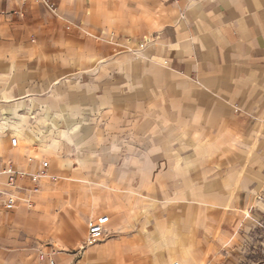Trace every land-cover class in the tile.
I'll list each match as a JSON object with an SVG mask.
<instances>
[{
    "label": "crops",
    "instance_id": "crops-1",
    "mask_svg": "<svg viewBox=\"0 0 264 264\" xmlns=\"http://www.w3.org/2000/svg\"><path fill=\"white\" fill-rule=\"evenodd\" d=\"M0 133V167L49 157L109 216L83 264H264V0H0ZM57 184L0 195V264H82L36 239Z\"/></svg>",
    "mask_w": 264,
    "mask_h": 264
},
{
    "label": "rangeland",
    "instance_id": "rangeland-1",
    "mask_svg": "<svg viewBox=\"0 0 264 264\" xmlns=\"http://www.w3.org/2000/svg\"><path fill=\"white\" fill-rule=\"evenodd\" d=\"M7 121L10 124H19V122L21 123L19 115L15 118L9 117V119H7ZM3 125L6 126V124H3ZM8 126H10V125H8ZM11 129H13V128H11ZM18 134H19V132H18ZM0 135H2V133H0ZM22 144H23V142L21 141V145ZM43 146L45 149L48 148V145H47V147H46V145H43ZM40 159L41 160L42 159L50 160L49 157H46V158L40 157ZM65 179L69 180L66 177H57L56 178V180L58 181V184L56 186H53L50 188V190H49L50 196H52L54 200H59L63 197H70V196H76L77 198L75 200H72V199L71 200H65L66 203H63V204H61V203L57 204L54 208V211L57 213V219H56L57 221H55L54 223L49 225L52 229L47 230V231H49L48 234L38 235V236H36V239L40 241L41 245L44 247L45 250H48L49 249L48 247H53L54 249H64L65 248L68 251L80 252L79 256L82 259V264H83L84 248H80V246L82 245V241L86 237L87 219L91 215L96 216V215H99L101 213H104V211L103 212L102 211L92 212L91 204L87 205L84 202L85 201V199H83L85 196L84 189L83 188L78 189V188L63 186L61 184V181L65 180ZM56 180H53V181H56ZM90 188L88 189V194L90 196V199L95 198V196H98V194L100 192V187L92 185V187L90 186ZM92 195L94 197H92ZM150 200H151L150 198L144 197V202H142V205H141V212L142 213L149 212L152 208H154L156 206L154 203H150ZM87 208H88V210L86 211ZM83 213L86 214V215H82L84 217V219L78 218L80 223L84 225V227L82 229H79L78 231H74L73 233L68 234V235L60 236V235L54 234L56 232L55 228L62 225L63 215H65L66 218L70 219V217L72 215H74V216L76 214L81 215ZM142 222H143V220H142ZM146 222L149 223V220H146ZM85 247L87 248L88 246L85 245ZM173 260H176V258Z\"/></svg>",
    "mask_w": 264,
    "mask_h": 264
},
{
    "label": "built area",
    "instance_id": "built-area-1",
    "mask_svg": "<svg viewBox=\"0 0 264 264\" xmlns=\"http://www.w3.org/2000/svg\"><path fill=\"white\" fill-rule=\"evenodd\" d=\"M11 143L13 146H17L18 138L16 136L11 137ZM49 167V161L44 160L41 162V169L37 172H27L18 170L13 164L8 163L3 167H0V176L6 175L7 181L4 184H0V195L6 197L5 207L7 209H13L17 207L20 201H23L28 208H33L35 205L34 196L41 192V181L43 179L55 180L57 177L47 173ZM31 177L33 185L29 188L23 187L19 180L24 177ZM109 222L108 215H102L97 218H90L87 222V235L83 243L90 245L97 243L105 238L108 234L106 225ZM174 264H178L175 262Z\"/></svg>",
    "mask_w": 264,
    "mask_h": 264
}]
</instances>
